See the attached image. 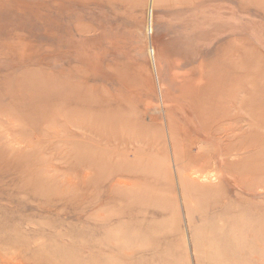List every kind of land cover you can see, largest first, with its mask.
<instances>
[{"label":"rangeland","instance_id":"374dc122","mask_svg":"<svg viewBox=\"0 0 264 264\" xmlns=\"http://www.w3.org/2000/svg\"><path fill=\"white\" fill-rule=\"evenodd\" d=\"M0 264H264V0H0Z\"/></svg>","mask_w":264,"mask_h":264},{"label":"bare ground","instance_id":"6f19581e","mask_svg":"<svg viewBox=\"0 0 264 264\" xmlns=\"http://www.w3.org/2000/svg\"><path fill=\"white\" fill-rule=\"evenodd\" d=\"M194 179V178H193ZM207 179V178H206Z\"/></svg>","mask_w":264,"mask_h":264}]
</instances>
